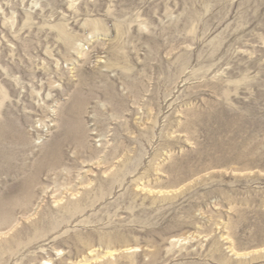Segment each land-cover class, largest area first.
<instances>
[{
    "label": "rangeland",
    "instance_id": "374dc122",
    "mask_svg": "<svg viewBox=\"0 0 264 264\" xmlns=\"http://www.w3.org/2000/svg\"><path fill=\"white\" fill-rule=\"evenodd\" d=\"M0 264H264V0H0Z\"/></svg>",
    "mask_w": 264,
    "mask_h": 264
}]
</instances>
